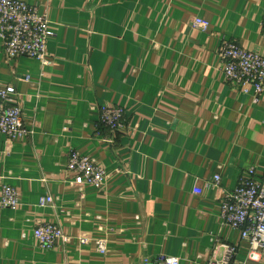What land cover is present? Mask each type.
<instances>
[{
    "label": "crops",
    "instance_id": "1",
    "mask_svg": "<svg viewBox=\"0 0 264 264\" xmlns=\"http://www.w3.org/2000/svg\"><path fill=\"white\" fill-rule=\"evenodd\" d=\"M22 1L49 17L53 64L12 60L0 39V88H15L34 132L0 134V197L11 186L21 200L0 207V264H225L227 247V264H264L221 218L251 169L264 182V95L228 82L219 57L223 39L264 57V0ZM105 105L125 109L123 128L100 124ZM72 151L106 169L103 187L73 185ZM46 196L54 205L40 207ZM45 223L72 242L42 249Z\"/></svg>",
    "mask_w": 264,
    "mask_h": 264
},
{
    "label": "built area",
    "instance_id": "2",
    "mask_svg": "<svg viewBox=\"0 0 264 264\" xmlns=\"http://www.w3.org/2000/svg\"><path fill=\"white\" fill-rule=\"evenodd\" d=\"M196 28L207 31L209 23L200 19L194 21ZM264 30V23H263ZM55 36L53 26L46 13L40 8L29 5L22 0H0V39L5 54L12 60L28 58L39 61L43 66L53 64L48 54V42ZM221 72L228 82L242 86H252L256 101L264 95V57L242 48L239 44L223 39L219 49ZM125 109L115 106L100 108V124L111 131L123 128ZM0 134L12 141L28 138L34 134L25 126L23 109L18 102L15 88H0ZM111 142V141H109ZM67 170L75 177L73 185L81 189L87 186L103 187L108 179L106 169L92 157L72 151ZM248 178L241 179L237 187L226 193L221 204V218L225 225L241 232L242 238L252 247L249 258L253 261H264V182L254 178L255 170H250ZM218 175L210 183L218 187L221 183ZM202 192L196 191V194ZM20 193L11 186H3L0 207L12 210L20 206ZM53 197H42L40 207L53 206ZM34 238L44 250L55 249L59 245L72 242L63 229L52 223L39 225L34 230ZM91 241L86 237L79 238L81 244ZM96 249L101 254L107 252L106 239L94 240ZM229 262L233 249L227 247ZM144 264H150L145 259ZM154 264H182L179 258L160 255ZM215 264V263H210Z\"/></svg>",
    "mask_w": 264,
    "mask_h": 264
}]
</instances>
